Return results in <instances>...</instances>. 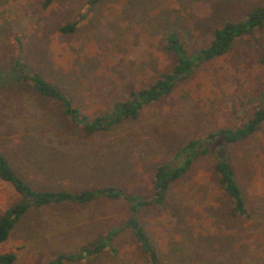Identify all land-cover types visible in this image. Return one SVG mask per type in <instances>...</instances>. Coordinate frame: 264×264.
<instances>
[{
	"label": "rangeland",
	"instance_id": "1",
	"mask_svg": "<svg viewBox=\"0 0 264 264\" xmlns=\"http://www.w3.org/2000/svg\"><path fill=\"white\" fill-rule=\"evenodd\" d=\"M45 2L0 0V154L36 189L114 186L147 201L156 197L157 166L170 169L191 159L163 200L132 213L160 264H264V122L235 142L206 141L210 132L242 126L264 105V28L195 66L137 118L89 136L79 119L64 116L58 101L39 95L31 81L14 79L13 69L23 63L25 74L36 72L55 84L89 117L110 113L115 101L172 69L175 57L164 48L170 31L193 56L209 44L214 28L244 20L264 0ZM72 22L73 31L59 30ZM53 137L66 146L49 142ZM192 140L195 148L183 152ZM221 151L234 165L246 216L232 214V200L218 181L214 165ZM20 198L0 180V214ZM129 208L128 201L103 196L32 206L0 253L14 252L12 264H48L117 229L103 252L64 264H150L126 226Z\"/></svg>",
	"mask_w": 264,
	"mask_h": 264
},
{
	"label": "trees",
	"instance_id": "2",
	"mask_svg": "<svg viewBox=\"0 0 264 264\" xmlns=\"http://www.w3.org/2000/svg\"><path fill=\"white\" fill-rule=\"evenodd\" d=\"M97 1L98 0H90V4H94ZM48 2L49 0H46L45 4ZM75 24V22L64 24L59 27V30L63 33L71 32L74 30ZM257 28H264V4L252 9L244 20L227 19L221 26L214 28L212 31V39L209 44L197 50L193 56L187 53L178 34L174 31H170L166 35L164 48L175 57V64L172 69L169 72L161 73L149 86L143 89L131 90L127 100L115 101L110 113H100L94 117L87 116L81 109L74 106L73 102L62 93L55 84H52L40 74L36 72L25 74L23 63L17 62L13 66L14 71L17 72L14 79L31 81L34 90L39 95L58 101L64 116L73 120L79 119L78 123L84 124L81 129H83L85 135L89 136L97 130L107 129L124 119L137 118L140 110L145 104L157 100L161 96L168 95L173 90L175 83L188 76L195 66L201 62L209 61L218 56L227 54L236 38L250 34ZM80 120L83 121L80 122ZM263 122L264 105L257 108L242 126L235 129L221 128L217 131L210 132L206 136V141L213 143L216 139L223 138L228 142H235L252 134ZM58 141L59 138L53 137L49 142L62 148L64 145ZM44 142H46V140H44ZM196 144L197 142L192 140L182 148V151L194 149ZM191 164L192 160L186 159L181 166L170 169H167L165 165L157 166L153 178L156 197L153 201H147L141 199L139 196H129L122 188L114 186L85 188L75 192L64 189H36L15 171L5 156L0 154V180L8 182L21 196L17 202L7 207L2 214H0V244L7 239L15 222L32 206L39 207L50 203L65 201L86 203L99 196H103L105 199H122L130 203V214L126 220V226L131 228L140 250L149 260V263L160 264L157 250L151 243L147 233L138 223V220L133 217L132 213L136 210V207L163 200L165 191L169 187L170 182L184 174ZM214 169L221 187L232 200V214L239 216L248 215V207L245 203L242 190L236 181L234 165L227 153H224V155L215 162ZM117 233L118 230L113 229L107 231L102 236L109 238ZM108 238L90 241L79 254L60 253L53 261L48 262V264H64V262L67 261H74L75 258L82 259L95 256L103 252L105 247H110V244H112L111 238ZM15 258L16 255L14 252L9 251L0 253V264H12Z\"/></svg>",
	"mask_w": 264,
	"mask_h": 264
},
{
	"label": "crops",
	"instance_id": "3",
	"mask_svg": "<svg viewBox=\"0 0 264 264\" xmlns=\"http://www.w3.org/2000/svg\"><path fill=\"white\" fill-rule=\"evenodd\" d=\"M58 142H59V143L61 142V141H60V139H59V141H58ZM58 142H57V143H58ZM61 143H62V142H61ZM62 144H63L64 146H66L64 143H62ZM64 146H63V147H64Z\"/></svg>",
	"mask_w": 264,
	"mask_h": 264
},
{
	"label": "water",
	"instance_id": "4",
	"mask_svg": "<svg viewBox=\"0 0 264 264\" xmlns=\"http://www.w3.org/2000/svg\"><path fill=\"white\" fill-rule=\"evenodd\" d=\"M221 152H222V154H221V155L223 156V151H221Z\"/></svg>",
	"mask_w": 264,
	"mask_h": 264
}]
</instances>
